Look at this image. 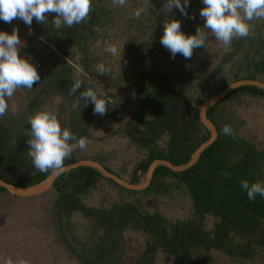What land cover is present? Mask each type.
Returning <instances> with one entry per match:
<instances>
[{
  "label": "trees",
  "instance_id": "16d2710c",
  "mask_svg": "<svg viewBox=\"0 0 264 264\" xmlns=\"http://www.w3.org/2000/svg\"><path fill=\"white\" fill-rule=\"evenodd\" d=\"M190 6L192 2L189 3L188 7ZM108 12L104 9L102 0H92L89 18L72 27L62 26L56 29L50 15L45 24L33 19L30 29L38 39L32 38L30 44L21 48V55L32 60L40 76L37 87L27 91L28 109L34 108L39 97L60 95L70 106L65 127L77 138L89 137L87 128L88 120L93 116V104H84L85 101L80 100V107H72L80 93L89 85L85 78L75 74V69L67 58L72 59L71 51L77 48V62L85 70L89 69L87 57L91 61L95 57L86 49L91 39L105 35L100 29L112 20L107 15ZM174 13L166 14L163 18L168 20L181 17L178 9ZM149 14H141L139 19L132 16L128 21L145 27L143 21L150 19ZM186 17L182 15L181 29H187L189 34H193L194 27L186 23ZM157 24L158 22H151L147 27L153 29L154 33ZM248 38L254 45V55L238 64L233 75L225 79L221 65L227 61L231 52L226 53L209 73L208 78L213 85L203 88L204 97H209L237 79L264 81V31H259L256 37L249 34ZM235 43L233 51L238 50L242 42ZM128 46L135 53L141 50L138 63L146 57L147 52L163 48L157 36L155 39L129 43ZM136 76V108L130 112L123 131L128 140L143 151V155L131 168L127 178H124L129 183L140 182V176L144 175L147 166L154 159H165L174 165L186 162L192 151L209 136L208 129L198 117L203 98H190L182 94L169 77L151 68L139 70ZM77 79L82 81V86L70 95ZM233 92L264 97L263 89L242 85L208 106L206 116L215 126L216 137L200 152L196 162L183 171L176 172L157 165L147 186L141 190L125 189L103 177L95 169L82 165L64 171L54 179L51 186L54 196L49 207L52 226L62 245L78 263H117L122 255L121 232L127 228L145 233L147 237L143 251L131 264H153V256L158 251L172 258V264H199L211 250L239 260L262 254L264 197L257 195L254 201H250L241 183L244 180L249 184L264 183V155L233 130L231 135H225L224 127L216 116L220 112V104ZM192 101H197V106ZM30 129L28 124L15 129H8L0 124V177L17 186L40 182L51 172L39 171L32 161H25L29 152L27 133ZM163 135L167 137L165 145L159 147L157 139ZM104 158L102 154L75 157L71 153L64 164L91 159L122 177L105 164ZM100 179L125 192L129 199L113 201L107 208L85 205L81 201L83 195L94 189ZM174 188L181 190L190 200V212L186 217L171 220L160 212H148L143 208L141 199L146 195L168 194ZM4 191L6 190L0 187V192ZM76 212L90 221V232L84 238L73 234L71 214ZM207 215L214 218L209 229L204 226Z\"/></svg>",
  "mask_w": 264,
  "mask_h": 264
},
{
  "label": "rangeland",
  "instance_id": "374dc122",
  "mask_svg": "<svg viewBox=\"0 0 264 264\" xmlns=\"http://www.w3.org/2000/svg\"><path fill=\"white\" fill-rule=\"evenodd\" d=\"M102 2L104 9L109 11L107 15H110L112 20L100 29L105 33L104 36L93 38L88 43L86 50L95 57L93 61L89 56L87 57L89 69L85 70L77 62L79 57L77 48L71 51L72 59L67 58V60L73 65L76 75L85 78L88 85L94 84L95 89L107 92L111 99L106 115L101 116L93 112V116L88 120L89 137L86 149L81 151L76 147L72 153L75 157L102 154L105 157V164L126 179L131 168L143 155V151L134 146L123 131L130 112L136 108L137 72L151 68L169 77L182 94L190 98L200 96L205 100L203 88L207 89L213 85L208 75L222 57L231 52L227 61L222 62L221 65L225 73L224 78L229 79L238 64L254 55L255 48L251 39L244 37L234 38L231 46L226 49L211 32H208L205 47L194 49L191 59H185L181 55L173 59L167 49L160 47L147 52L146 57L138 63V54L141 50L135 53L134 50L129 49L128 44L155 39L156 36L161 39L166 21L163 18L166 15L163 9L167 0H127L124 6L114 5L112 0H102ZM190 2L192 6L187 8L190 12L187 11L186 23L194 27V34L197 27H202L204 24V19L199 15L204 5L202 0H190ZM140 7L144 8L141 14L150 13V19L143 21L145 27L136 26L135 23L128 21L133 16V10ZM174 12L175 9L167 14H175ZM180 16L177 18L179 21L182 20V15ZM50 17L54 20L55 14H50ZM151 22H158L154 33L153 29L147 27ZM249 24L250 34L253 37H256L259 31H264V19H254ZM13 27L18 29L23 46L30 44L32 38L38 39L30 27L21 20H14L11 24L0 20V31L11 33ZM182 31L186 35L190 33L187 29ZM236 41L242 43L238 50L233 51ZM110 46H116L122 53L120 59L107 51ZM99 64H104L110 69V73L98 74L95 68ZM37 83L32 89L37 87ZM27 91L28 89L18 88L8 99L9 107L6 114L0 117V124L8 129H15L25 124L30 126L29 119L36 111L50 108L58 113L61 126L65 127L70 106L60 95L39 97L34 108L29 110L26 105ZM192 104L197 106L198 103L192 101ZM218 109L220 112L216 116L220 124L223 127L230 126L237 136L251 143L264 155V97H252L241 92H233ZM166 138V135H163L157 139V145L164 147ZM25 161H32V158L26 155ZM143 177L142 174L139 180L141 181ZM53 196L51 187L27 197L15 196L7 191L0 192V264H8L9 260H12L13 264L17 262L80 264L68 253L53 229L49 210ZM121 198L129 199V196L104 179H100L94 189H90L83 195L81 201L94 208H107L111 202ZM141 201L143 208L148 212H160L171 220L184 218L190 212L189 198L177 188L170 190L168 194L146 195ZM71 221L73 234L77 237L84 238L90 232V221L79 213L71 214ZM213 221L214 218L207 215L204 220L205 228H211ZM146 240L145 233L128 228L123 229L121 232L122 255L115 264H131L143 251ZM261 252V255L256 254L251 259L239 260L225 253L211 250L199 264H264V249ZM153 264H172V258L158 251L153 256Z\"/></svg>",
  "mask_w": 264,
  "mask_h": 264
},
{
  "label": "clouds",
  "instance_id": "9594fccd",
  "mask_svg": "<svg viewBox=\"0 0 264 264\" xmlns=\"http://www.w3.org/2000/svg\"><path fill=\"white\" fill-rule=\"evenodd\" d=\"M202 2L204 6L199 15L204 19V24L197 27L194 34L186 35L178 19L165 21L160 43L173 59L177 55L191 59L194 49L205 47L208 32H211L227 49L234 38L249 36V22L264 19V0H202ZM112 3L124 6L127 0H112ZM189 3L190 0L183 2L167 0L163 10L167 14L173 9H178L181 15L187 16L186 9ZM91 7L92 0H0V20L11 24L12 21L19 19L31 27L33 19L45 24L48 16L55 14L52 24L56 29H60L62 26L72 27L86 21ZM143 11V7L137 8L133 13L134 18L139 19ZM22 47L16 27H13L11 33L0 31V117L6 114L9 107L8 99L18 88L31 90L33 85L40 81L36 65L30 58L21 55ZM107 51L119 59L122 55L116 46H110ZM95 71L100 75L110 73V69L104 64L97 65ZM81 86L82 81L75 80L69 94L77 92ZM110 99L107 92L95 89V85L90 83L87 89L80 93L72 107H80V100H84V104L91 102L94 105V114L103 116L107 113ZM29 124L31 129L27 133L28 155L39 171L61 172L65 168L64 161L71 156L76 147L81 151L87 147V138H77L67 127L62 128L58 113L53 109L36 111L30 117ZM223 132L225 135H231L232 129L225 125ZM241 187L246 190L250 201H254L257 195L264 197V183L249 184L244 180ZM8 264H13V261L9 260Z\"/></svg>",
  "mask_w": 264,
  "mask_h": 264
},
{
  "label": "water",
  "instance_id": "95a60500",
  "mask_svg": "<svg viewBox=\"0 0 264 264\" xmlns=\"http://www.w3.org/2000/svg\"><path fill=\"white\" fill-rule=\"evenodd\" d=\"M242 85H253L258 88H261L264 90V81L258 80V79H250V78H243V79H237L234 80L230 83H228L226 86H224L222 89L217 91L216 93L210 95L207 97L199 106L198 109V117L200 122L208 129L209 131V136L207 139H205L202 143H200L191 153L190 157L188 160L182 164L174 165L170 163L169 161L165 159H154L152 160L149 165L146 168V171L144 173V177L141 180V182L138 183H129L120 176L108 171L102 164L95 160L91 159H80L76 160L74 162H70L68 164H65V168L61 172H50L44 179H42L40 182H37L32 185H27V186H17L14 185L10 182H7L3 180L0 177V187H3L7 192L11 193L12 195L15 196H20V197H27V196H32L39 194L48 188L52 186V183L54 179L62 172L67 171L72 168H76L78 166H89L96 171H98L103 177L109 178L112 181H114L116 184L119 186L125 188V189H130V190H141L145 188L148 184V182L151 179L152 172L154 168L157 165H163L167 168H169L172 171H183L190 166H192L196 160L199 157L200 152L207 147L216 137V129L214 124L207 118L206 116V108L216 101L220 100L223 98L227 93H229L231 90L242 86Z\"/></svg>",
  "mask_w": 264,
  "mask_h": 264
},
{
  "label": "flooded vegetation",
  "instance_id": "af4514ba",
  "mask_svg": "<svg viewBox=\"0 0 264 264\" xmlns=\"http://www.w3.org/2000/svg\"><path fill=\"white\" fill-rule=\"evenodd\" d=\"M122 178V177H121ZM124 179V178H123ZM125 180V179H124Z\"/></svg>",
  "mask_w": 264,
  "mask_h": 264
}]
</instances>
